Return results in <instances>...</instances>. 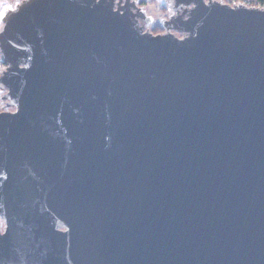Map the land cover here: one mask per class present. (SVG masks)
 Instances as JSON below:
<instances>
[{
  "label": "water",
  "instance_id": "95a60500",
  "mask_svg": "<svg viewBox=\"0 0 264 264\" xmlns=\"http://www.w3.org/2000/svg\"><path fill=\"white\" fill-rule=\"evenodd\" d=\"M140 2L3 11L0 264H264V7Z\"/></svg>",
  "mask_w": 264,
  "mask_h": 264
},
{
  "label": "flooded vegetation",
  "instance_id": "af4514ba",
  "mask_svg": "<svg viewBox=\"0 0 264 264\" xmlns=\"http://www.w3.org/2000/svg\"><path fill=\"white\" fill-rule=\"evenodd\" d=\"M156 1L160 4V9H162V12L165 13V17L168 18L171 15V13L173 12L172 9H171V6L169 4V0H156ZM141 2H142V0H141ZM141 2H140V5H139L140 8L146 10V7L144 5L142 6L141 5ZM153 20H154V23L152 25H150V26H148L146 23H144L145 24V29L151 31L154 35L155 34L156 35H158V34H165L166 33V30H164V28L161 25V22H162L163 19L161 21H159L158 24H157V21L154 18H153ZM157 28L159 29V32H156L155 31ZM3 228H4L3 221H0V231H2Z\"/></svg>",
  "mask_w": 264,
  "mask_h": 264
},
{
  "label": "rangeland",
  "instance_id": "374dc122",
  "mask_svg": "<svg viewBox=\"0 0 264 264\" xmlns=\"http://www.w3.org/2000/svg\"><path fill=\"white\" fill-rule=\"evenodd\" d=\"M146 2L148 3L145 6L146 10H147L148 14L157 21V24L159 23V21L166 18L165 13H163L162 9H160V4L156 0H146ZM7 6H8L7 0H0V12L2 10V13H3V11L7 8ZM3 69H4V67H0V73H1V71H3ZM0 108H1V106H0Z\"/></svg>",
  "mask_w": 264,
  "mask_h": 264
},
{
  "label": "trees",
  "instance_id": "16d2710c",
  "mask_svg": "<svg viewBox=\"0 0 264 264\" xmlns=\"http://www.w3.org/2000/svg\"><path fill=\"white\" fill-rule=\"evenodd\" d=\"M225 3H227L228 5H236V4H240V3H244L248 6H257V7H264V0H223ZM148 3L146 2V0H142L141 5L146 6ZM156 32H159V29L157 28L155 30ZM0 67H3L1 62H0ZM1 106V103H0Z\"/></svg>",
  "mask_w": 264,
  "mask_h": 264
},
{
  "label": "crops",
  "instance_id": "0c3cea01",
  "mask_svg": "<svg viewBox=\"0 0 264 264\" xmlns=\"http://www.w3.org/2000/svg\"><path fill=\"white\" fill-rule=\"evenodd\" d=\"M19 1H21V0H7L8 5H12V7H14L15 3L19 2ZM0 14H2V10H1ZM1 17L2 16L0 15V19H1Z\"/></svg>",
  "mask_w": 264,
  "mask_h": 264
},
{
  "label": "snow or ice",
  "instance_id": "6c2138e0",
  "mask_svg": "<svg viewBox=\"0 0 264 264\" xmlns=\"http://www.w3.org/2000/svg\"><path fill=\"white\" fill-rule=\"evenodd\" d=\"M19 7V4H17V8ZM7 10L8 11H15L16 10V8H13L12 7V5H8L7 6ZM0 15H2V14H0ZM5 233H0V236H3Z\"/></svg>",
  "mask_w": 264,
  "mask_h": 264
}]
</instances>
